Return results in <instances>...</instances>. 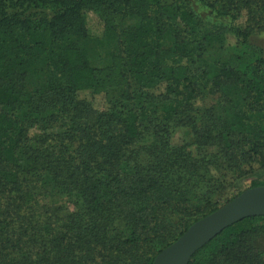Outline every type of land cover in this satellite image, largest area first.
<instances>
[{
  "label": "trees",
  "instance_id": "obj_1",
  "mask_svg": "<svg viewBox=\"0 0 264 264\" xmlns=\"http://www.w3.org/2000/svg\"><path fill=\"white\" fill-rule=\"evenodd\" d=\"M225 33L245 47L232 66L208 58ZM261 185L264 0H0V264H152ZM261 239L264 215L243 218L187 264H264Z\"/></svg>",
  "mask_w": 264,
  "mask_h": 264
},
{
  "label": "water",
  "instance_id": "obj_2",
  "mask_svg": "<svg viewBox=\"0 0 264 264\" xmlns=\"http://www.w3.org/2000/svg\"><path fill=\"white\" fill-rule=\"evenodd\" d=\"M264 215V185L245 189L212 213L191 224L154 257L152 264H187L191 256L227 226Z\"/></svg>",
  "mask_w": 264,
  "mask_h": 264
},
{
  "label": "rangeland",
  "instance_id": "obj_3",
  "mask_svg": "<svg viewBox=\"0 0 264 264\" xmlns=\"http://www.w3.org/2000/svg\"><path fill=\"white\" fill-rule=\"evenodd\" d=\"M172 0H164L165 3H170ZM84 23L86 27L87 34L93 37L95 40L103 39V32H104V21L100 18L97 14L90 10H84L82 12ZM113 21L116 25L120 28L125 27H134L138 26L139 20L136 17H128L124 18L123 20L119 19L117 16H112ZM167 42L165 45H168ZM245 52V47L241 44V42L231 33H225L224 39L221 43L216 44L211 49L210 56L208 58L212 59L213 61H219V63H224L226 65L232 66L236 63L237 58L241 56ZM111 95L118 94V91H111ZM77 99L88 102L92 104L93 107L97 109H105L108 107L106 98L104 94H92L90 90H82L77 92L76 94ZM215 100L212 97H206L204 99V104L209 105L212 101ZM56 131V129H53ZM173 136L172 142L177 144L181 143L184 140H188L189 134L188 132L181 128L175 127L173 128ZM209 151H213V149H209ZM251 179L248 177L243 178L242 185L247 186L250 183ZM68 201V198L60 195H52L44 199V203L49 205H59L65 206ZM115 228L118 231H124V225L120 222L115 223ZM261 244L264 245V239H261Z\"/></svg>",
  "mask_w": 264,
  "mask_h": 264
}]
</instances>
